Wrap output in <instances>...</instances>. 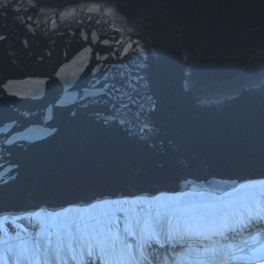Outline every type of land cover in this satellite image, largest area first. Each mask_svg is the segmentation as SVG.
Here are the masks:
<instances>
[{
	"label": "water",
	"instance_id": "1",
	"mask_svg": "<svg viewBox=\"0 0 264 264\" xmlns=\"http://www.w3.org/2000/svg\"><path fill=\"white\" fill-rule=\"evenodd\" d=\"M19 6L24 22L0 11V218L264 181V0H122L108 17L90 0ZM134 40L144 53L110 55ZM129 69L162 103L143 136L101 94Z\"/></svg>",
	"mask_w": 264,
	"mask_h": 264
},
{
	"label": "rangeland",
	"instance_id": "2",
	"mask_svg": "<svg viewBox=\"0 0 264 264\" xmlns=\"http://www.w3.org/2000/svg\"><path fill=\"white\" fill-rule=\"evenodd\" d=\"M158 213L164 220L170 218L173 227L180 233L189 225L198 226L210 239L185 238L176 244L174 251L169 247L159 249L154 243L152 248L145 245L143 253L149 258L155 251L169 257V264L218 261L224 252L229 251V245L233 249L244 248L243 252L234 253L238 259L229 260V264H259V258L264 257V229L259 232L229 233V240L211 235L225 225L239 224L249 215H264V181L245 183L224 195L206 192L163 194L155 198L121 199L99 202L89 207H69L55 213L38 212L17 218H0L5 226V230L0 231V249L5 247L4 242L16 246L17 250L27 248L24 255L30 259L38 240L41 245L39 259L43 264L46 255L50 257L59 243L63 249L61 255L67 264H103L97 258L100 255L98 245L102 244L105 258L110 264H118L122 260L135 264L133 258H139L140 245L145 238L140 228L145 222L153 224ZM9 222H14V225ZM129 231L135 235L129 236ZM37 233L41 234L37 236ZM48 241L51 244L45 253L44 247ZM129 244L132 245L131 249L127 247ZM89 245H92L93 258L87 255ZM73 256L75 259H72ZM29 259L22 256L20 264H29ZM8 264H12V261L9 260ZM51 264H57L56 260L52 259Z\"/></svg>",
	"mask_w": 264,
	"mask_h": 264
},
{
	"label": "snow or ice",
	"instance_id": "3",
	"mask_svg": "<svg viewBox=\"0 0 264 264\" xmlns=\"http://www.w3.org/2000/svg\"><path fill=\"white\" fill-rule=\"evenodd\" d=\"M91 6L88 7V11L95 13L96 16L108 17L113 14L121 13L123 11L122 0H90ZM13 11L17 14L18 19L21 22H24L25 18L19 16L21 8L19 6V0H0V11L9 9L10 6H13ZM87 6V5H86ZM31 7H35V4H32ZM27 11L26 9L24 10ZM32 17H27V20H31ZM26 26L31 30L32 26L26 24ZM136 27V23H133V29ZM133 29H129L132 31ZM119 31V29H117ZM6 39L5 36L0 35V40ZM27 46V41L24 42ZM95 43V40H93ZM103 43L107 44L108 40H104ZM145 49L140 45L139 40H134L128 43L127 47L122 49L118 46L113 49L110 55L117 61H122L124 57L129 56L130 54L144 53ZM97 59H101L97 55ZM104 60L108 59L106 55L103 57ZM119 64H113L112 67H118ZM102 67L101 65L97 66V70ZM126 77V79H125ZM120 78L124 80L123 85H115L111 83H106L104 85V90L101 94L108 95L109 98L113 99V108H115V113L112 117L113 120H117L121 125H127L128 131L134 135L143 136L146 131H148V124L142 119L145 113H152L157 111L162 107V103L158 102L153 96L148 95L144 96L140 93V88L142 87V81L145 79L143 75L139 73L133 74V70L129 69L127 72H121ZM107 89H112L109 93ZM145 100L148 101V105L145 104ZM133 109H135L133 111ZM115 222V221H114ZM14 225V222H9ZM264 229V215H257L249 217L245 220H241L237 225H225L222 230L214 231L211 233L212 236H219L223 240H229L231 237L229 233H243L245 231L256 230L259 232ZM5 226L0 222V231H4ZM43 231V229L41 230ZM141 234L145 237L143 243L140 245L141 252L139 258H133L135 264H169V257H163L158 252H152L151 258L145 256L143 253V248L145 245L148 248H152V244L158 246L159 249H165L166 247L175 250L176 244L182 242L185 238L187 239H197V240H208L210 236L205 232L199 230V227H193L189 225L186 227L183 233H180L178 229L173 227L172 221L169 218L164 220L160 214H157V218L153 224L145 222L144 226L140 228ZM41 233H37L39 236ZM129 236H134L135 233L129 231ZM5 243V247L0 249V264H8L9 260L12 261V264H20L21 257L29 259L24 255L28 249L22 248L17 250V247L11 244ZM51 244V241H48L45 245V253L48 252V245ZM100 255L99 259L103 261V264H110V261L105 258V249L102 244L98 245ZM131 249L132 245H127ZM41 249L40 242L37 240L35 246L32 249V257L29 259V264H41L39 259V252ZM69 250L71 248L69 246ZM63 251L61 245L58 243L53 250V253L49 257L46 255L43 260V264H51V260L55 259L57 264H60L63 261V264H67V260L61 255ZM243 252L244 248L233 249L229 245V251L224 252L220 260L213 261H199L198 264H229V260H236L238 257L234 254L235 252ZM87 255L89 258L94 257V252L92 250V245H89ZM256 259V257H253ZM75 259V256L72 257ZM79 264V262H78ZM118 264H132V261H119ZM259 264H264V257L259 258Z\"/></svg>",
	"mask_w": 264,
	"mask_h": 264
},
{
	"label": "bare ground",
	"instance_id": "4",
	"mask_svg": "<svg viewBox=\"0 0 264 264\" xmlns=\"http://www.w3.org/2000/svg\"><path fill=\"white\" fill-rule=\"evenodd\" d=\"M68 264H71V263H68Z\"/></svg>",
	"mask_w": 264,
	"mask_h": 264
}]
</instances>
